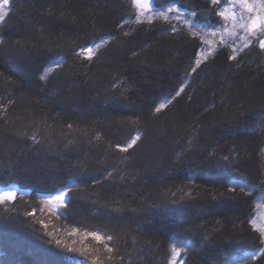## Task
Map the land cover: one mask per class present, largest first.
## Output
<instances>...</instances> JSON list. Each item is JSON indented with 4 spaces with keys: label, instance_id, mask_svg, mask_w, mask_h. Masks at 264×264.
<instances>
[{
    "label": "trees",
    "instance_id": "16d2710c",
    "mask_svg": "<svg viewBox=\"0 0 264 264\" xmlns=\"http://www.w3.org/2000/svg\"><path fill=\"white\" fill-rule=\"evenodd\" d=\"M5 13L0 189L17 195L0 203V264H169L177 241L182 264H264L252 227L264 197V52L237 64L221 48L190 73L200 38L137 23L131 0H12ZM101 37L94 62L72 54ZM57 57L64 68L40 80ZM67 187L70 203L45 207Z\"/></svg>",
    "mask_w": 264,
    "mask_h": 264
},
{
    "label": "snow or ice",
    "instance_id": "6c2138e0",
    "mask_svg": "<svg viewBox=\"0 0 264 264\" xmlns=\"http://www.w3.org/2000/svg\"><path fill=\"white\" fill-rule=\"evenodd\" d=\"M206 2L210 7L203 14L199 10L188 9L187 6L178 4L176 0H166V3L162 5L160 9L156 8L155 0H131V5L138 10L136 14L137 23H142L144 20L151 22L155 17H161L169 22V27L165 29L166 32L182 33L183 30L186 29L193 39L200 38V44L197 45V50L192 57L189 68L190 73H196L201 64L212 54L210 51L212 39H209V37H219L218 42L224 44L225 41L223 36L225 32L229 33V35L234 38L233 43L229 45L231 48V52L228 55L229 60L239 64L240 59H238V57L240 53L248 50L247 54H250L251 50L256 47L264 52V0H206ZM9 6L10 0H0V28L6 27V13L4 9ZM146 13H150V15H146ZM189 13L192 19H189ZM202 15L207 19H196ZM213 17H218L219 19H214ZM173 20L177 23L173 24ZM212 24L217 25L219 30L205 32L204 26L202 25L210 26ZM237 27L242 31L243 35L237 31ZM236 41H239V44H237ZM106 42V39L101 37L99 41H93L91 44L79 46L72 54L82 60L94 62L96 58V49L100 47L101 43ZM3 43V39H0V44ZM201 45H206L208 47H202ZM66 62V58L64 57L54 58L49 62L48 67L40 75L39 79L48 82L52 76L53 69L62 70ZM82 66L83 65H81V67ZM183 92L184 87H179L175 95L179 96ZM172 99L173 97H168L159 102L154 111L157 113L160 112L168 103L172 102ZM6 111L7 109H5V112ZM69 127H71V125H69ZM140 138L141 134L137 132L127 144H117L116 147L119 151L126 152L128 148L132 147L136 143V140ZM33 139H35V137H33ZM110 174L111 173H109V175ZM230 190L235 191L236 188L232 187ZM240 190L244 191V186H240ZM70 192V187L55 190L47 197V200L57 208H60L66 203L71 202L69 197ZM16 195V189L9 183L7 187L0 189V203L14 201ZM29 214L35 215L34 212ZM252 227L259 233L262 238L261 242H264V227H258L255 221H252ZM93 238L97 241L113 240L112 236L105 237L97 233H93ZM55 242L57 244L61 243L59 240ZM104 249L109 254L114 252V248L107 243L104 244ZM183 251H185V247L182 241L172 243V255L169 264H178L177 258L180 257ZM108 258L111 259V255H109ZM121 259H123V257H121ZM92 264H103V262L93 259Z\"/></svg>",
    "mask_w": 264,
    "mask_h": 264
},
{
    "label": "rangeland",
    "instance_id": "374dc122",
    "mask_svg": "<svg viewBox=\"0 0 264 264\" xmlns=\"http://www.w3.org/2000/svg\"><path fill=\"white\" fill-rule=\"evenodd\" d=\"M12 2V0H10V3ZM156 6V5H155ZM8 7H6L4 9V11L6 12ZM135 8V7H134ZM157 8V7H156ZM157 9H160V8H157ZM135 12L137 14L138 10L135 8ZM146 15H150V13H146ZM189 15V19H192V17L190 16V13L188 14ZM165 21L164 19H162L161 17H155L154 19L151 20V22L153 21ZM143 22H149L148 20H144ZM173 24L177 23L175 20L172 21ZM204 26V31L205 32H209V31H212V30H219L218 29V26H205V25H202ZM237 31H239L241 33V35H243L242 31L237 27ZM209 39H212V47L210 49V51L212 52L211 55H209V57H212L214 56L221 48H228L231 50V48L229 47L230 44L233 43V36L229 35V33L225 32L224 33V36H223V39L225 41L224 44H220L218 41H219V37H216V38H211L209 37ZM237 44H239V41H236ZM205 47H208L205 45ZM258 47H256L257 49ZM255 49V48H253ZM259 49V48H258ZM247 51V50H245ZM208 57V58H209ZM54 70V69H53ZM45 207H47L48 209L50 210H59L60 208H57L55 205L51 204L50 201L47 200V197H44L42 199ZM257 206H258V216L255 220L256 223H261L263 226H264V220L260 219V215L263 214L264 216V197H261L259 199H257ZM179 246V245H178ZM185 247V246H184ZM187 249V247H185V250ZM182 254V252H181ZM181 254H180V257L177 258L178 260V264H182V258H181Z\"/></svg>",
    "mask_w": 264,
    "mask_h": 264
},
{
    "label": "water",
    "instance_id": "95a60500",
    "mask_svg": "<svg viewBox=\"0 0 264 264\" xmlns=\"http://www.w3.org/2000/svg\"><path fill=\"white\" fill-rule=\"evenodd\" d=\"M15 189H16V188H15ZM256 224H257L258 227H260V224H259V223H256ZM250 256H252V255H250ZM233 264H240V262H238V261H234Z\"/></svg>",
    "mask_w": 264,
    "mask_h": 264
},
{
    "label": "flooded vegetation",
    "instance_id": "af4514ba",
    "mask_svg": "<svg viewBox=\"0 0 264 264\" xmlns=\"http://www.w3.org/2000/svg\"><path fill=\"white\" fill-rule=\"evenodd\" d=\"M260 219L264 220V216H263V214L260 215ZM261 227H264V226L261 225Z\"/></svg>",
    "mask_w": 264,
    "mask_h": 264
}]
</instances>
